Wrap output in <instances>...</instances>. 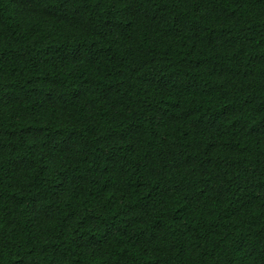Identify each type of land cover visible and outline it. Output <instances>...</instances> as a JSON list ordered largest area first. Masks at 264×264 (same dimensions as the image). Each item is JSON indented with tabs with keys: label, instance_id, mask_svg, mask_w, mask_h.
Masks as SVG:
<instances>
[{
	"label": "trees",
	"instance_id": "obj_1",
	"mask_svg": "<svg viewBox=\"0 0 264 264\" xmlns=\"http://www.w3.org/2000/svg\"><path fill=\"white\" fill-rule=\"evenodd\" d=\"M0 264H264V0H0Z\"/></svg>",
	"mask_w": 264,
	"mask_h": 264
}]
</instances>
